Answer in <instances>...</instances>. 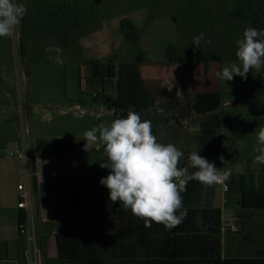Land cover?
Here are the masks:
<instances>
[{
	"label": "rangeland",
	"instance_id": "rangeland-1",
	"mask_svg": "<svg viewBox=\"0 0 264 264\" xmlns=\"http://www.w3.org/2000/svg\"><path fill=\"white\" fill-rule=\"evenodd\" d=\"M15 2L24 4L27 14L14 37H0V146L6 153L17 145L30 146L37 138H79L86 130L122 118L123 108L105 101L96 104L104 97L103 80L95 83L91 75L105 77L111 60L139 62L144 70L149 62L167 60L171 48L169 55H177L187 68L197 65L191 70L203 76L189 86L191 102L197 98L195 91H202L206 104L210 96L219 97L226 123L217 134L228 159L207 160L221 171L226 163L240 161L234 165L235 172L252 168L264 173V165L253 162L259 154L254 151L257 133L264 127V69L249 70L246 80L234 76L223 82L217 76L223 67L240 64L236 41L242 38L247 21L233 13L242 0ZM124 20L133 23L137 42L128 40ZM201 33L204 37L196 48L193 38ZM47 46L62 49L63 65L48 58L58 54L45 52ZM215 55L221 61L205 60ZM79 103L82 106L76 107ZM19 164L24 167L22 160ZM20 250L25 255L27 240Z\"/></svg>",
	"mask_w": 264,
	"mask_h": 264
},
{
	"label": "crops",
	"instance_id": "crops-1",
	"mask_svg": "<svg viewBox=\"0 0 264 264\" xmlns=\"http://www.w3.org/2000/svg\"><path fill=\"white\" fill-rule=\"evenodd\" d=\"M139 63V62H138ZM194 65V66H193ZM187 68L185 61H152L139 70L150 93L151 106L138 113L141 120H150L152 134L157 142L174 144L184 152L180 167H188V155L198 151L202 130L199 118L221 113L216 95L206 104L202 91H195L197 97L190 101V85L198 84L203 76L193 64ZM202 66H198L200 68ZM213 77V76H212ZM176 87L169 92L165 81H173ZM118 80L106 82V90L115 98ZM176 88L183 91V102L178 99ZM228 102H226L227 104ZM102 104V101L96 102ZM82 106V103L76 104ZM209 110V111H208ZM226 123V122H225ZM224 123V124H225ZM224 126V125H223ZM84 133V132H83ZM83 133L79 138H37L31 145L22 144L27 158L7 156L0 146V264H28L26 251L22 255L20 244L26 237L18 230L19 184L29 194V204L36 242L40 250L41 264H86L82 260H62L58 257L56 236L58 234L118 233L120 231V211L118 208L89 209L85 207L66 208L67 194L77 187L85 188L87 182L101 171L104 145H94L84 151L86 143ZM212 133V131H210ZM218 136L217 132H215ZM222 141V160H227ZM240 161L226 163L225 170L231 171L230 191L224 192L220 184L205 186L197 180L187 184L183 192V206L195 208H220L222 210V254L224 258H264V210L246 208L241 202L244 190L264 187V173L250 168L238 173L234 165ZM33 165L35 169L33 170ZM264 168V167H263ZM262 168V169H263ZM35 171V172H34ZM57 176H52V172ZM189 174L196 171L188 168ZM37 178V186L33 178ZM236 227L233 230L232 227ZM24 254V253H23ZM105 264H119L118 260Z\"/></svg>",
	"mask_w": 264,
	"mask_h": 264
},
{
	"label": "trees",
	"instance_id": "trees-1",
	"mask_svg": "<svg viewBox=\"0 0 264 264\" xmlns=\"http://www.w3.org/2000/svg\"><path fill=\"white\" fill-rule=\"evenodd\" d=\"M254 5L249 0H242L237 5L233 17H244L246 28L251 26L264 30V0ZM129 41L138 40L137 31L130 20L122 21ZM167 61L181 60L177 55H169ZM206 61H221L217 55L206 57ZM102 78L103 100L115 108H123L122 118L129 111L140 113L151 106L150 93L144 84L138 62L115 64L111 60L105 77L92 74L90 80ZM118 80L117 97L112 98L106 90V82ZM191 101V100H190ZM225 118L222 113L199 118L202 133L199 137V155L206 159H221L222 141L215 132L222 129ZM212 131V133H210ZM107 159L103 151L102 162ZM35 169L33 165V170ZM35 172V171H34ZM109 174V169L102 168L82 189L71 190L64 200V207L89 209L118 208L120 211V231L118 233H62L56 236L58 257L62 260L88 261L86 264H105L118 260L119 264H264V258H224L222 254V210L220 208H187L183 222L172 230H165L162 224L152 223L145 227L143 219L134 216L119 202L109 200V190L101 185V178ZM37 186V178L34 177ZM241 202L244 207L264 210V187H253L243 191ZM27 214L20 212L18 225L26 220ZM21 235V234H20Z\"/></svg>",
	"mask_w": 264,
	"mask_h": 264
},
{
	"label": "clouds",
	"instance_id": "clouds-1",
	"mask_svg": "<svg viewBox=\"0 0 264 264\" xmlns=\"http://www.w3.org/2000/svg\"><path fill=\"white\" fill-rule=\"evenodd\" d=\"M27 8L15 0H0V37L12 38L16 34ZM204 34L193 38V45L199 48ZM210 43V40H205ZM236 56L240 61L223 67L217 76L223 82L233 80L234 76L247 79L249 70L259 73L264 69V30L247 27L242 38L236 41ZM45 52L55 63L63 65L58 46H47ZM173 81H165L169 92L176 87ZM175 96L183 102V91L176 88ZM84 151L88 152L94 145L103 144L107 159L100 163L101 168L109 169V174L99 181L109 190V200L119 202L131 213L144 221L145 227L152 223L162 224L165 230L178 227L187 216L183 206V192L187 184L197 180L205 186H213L230 180L231 171H221L213 162L199 155L198 151L189 153L188 167H180L184 152L174 144L157 142L152 134L150 120H141V116L129 111L126 118H117L110 125H101L83 133ZM258 155L254 163L264 165V127L257 133ZM196 169L189 174L188 168Z\"/></svg>",
	"mask_w": 264,
	"mask_h": 264
},
{
	"label": "built area",
	"instance_id": "built-area-1",
	"mask_svg": "<svg viewBox=\"0 0 264 264\" xmlns=\"http://www.w3.org/2000/svg\"><path fill=\"white\" fill-rule=\"evenodd\" d=\"M82 113H84L83 110H82ZM7 156L11 158L25 160L27 158V153H26V150L21 145H17L15 150L7 153ZM52 176H57V172L53 171ZM230 181H231V178L230 180L225 181L224 183L220 184L224 192L230 191V186H229ZM18 188H19L18 208L20 210H23L27 214L26 220L19 223L18 230L21 235L26 237V240L28 242V250L26 251V254H27V257L29 258L30 264H41L42 261L40 257V250L36 242L34 222L31 216V210H30V204H29V194L24 189L23 184H19ZM232 228L233 230L237 229L234 226Z\"/></svg>",
	"mask_w": 264,
	"mask_h": 264
}]
</instances>
